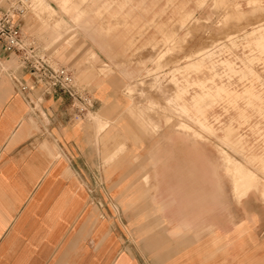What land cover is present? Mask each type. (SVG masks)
<instances>
[{"label":"crops","instance_id":"obj_1","mask_svg":"<svg viewBox=\"0 0 264 264\" xmlns=\"http://www.w3.org/2000/svg\"><path fill=\"white\" fill-rule=\"evenodd\" d=\"M95 80L90 115L68 120L0 48V264H264V202L236 195L216 140L151 133Z\"/></svg>","mask_w":264,"mask_h":264},{"label":"rangeland","instance_id":"obj_2","mask_svg":"<svg viewBox=\"0 0 264 264\" xmlns=\"http://www.w3.org/2000/svg\"><path fill=\"white\" fill-rule=\"evenodd\" d=\"M20 1L24 31L91 97L97 79L151 133L216 140L236 195L264 202V0Z\"/></svg>","mask_w":264,"mask_h":264},{"label":"built area","instance_id":"obj_3","mask_svg":"<svg viewBox=\"0 0 264 264\" xmlns=\"http://www.w3.org/2000/svg\"><path fill=\"white\" fill-rule=\"evenodd\" d=\"M0 4V48L17 56L19 63L28 68L36 83L46 93L63 94L67 98V119L82 120L92 109V97L76 83L73 72L66 66L53 64V59L41 50L21 26V18L28 6L18 0ZM24 85L21 89H25Z\"/></svg>","mask_w":264,"mask_h":264}]
</instances>
